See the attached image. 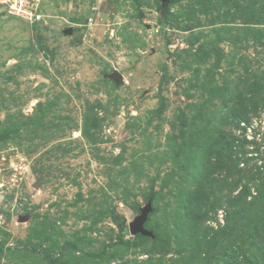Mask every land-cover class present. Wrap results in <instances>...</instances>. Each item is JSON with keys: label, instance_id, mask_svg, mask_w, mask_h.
I'll list each match as a JSON object with an SVG mask.
<instances>
[{"label": "rangeland", "instance_id": "obj_1", "mask_svg": "<svg viewBox=\"0 0 264 264\" xmlns=\"http://www.w3.org/2000/svg\"><path fill=\"white\" fill-rule=\"evenodd\" d=\"M42 9L0 7V264H264L261 0Z\"/></svg>", "mask_w": 264, "mask_h": 264}, {"label": "built area", "instance_id": "obj_2", "mask_svg": "<svg viewBox=\"0 0 264 264\" xmlns=\"http://www.w3.org/2000/svg\"><path fill=\"white\" fill-rule=\"evenodd\" d=\"M43 0H0V7L10 16L31 25L43 21Z\"/></svg>", "mask_w": 264, "mask_h": 264}, {"label": "water", "instance_id": "obj_3", "mask_svg": "<svg viewBox=\"0 0 264 264\" xmlns=\"http://www.w3.org/2000/svg\"><path fill=\"white\" fill-rule=\"evenodd\" d=\"M70 34L72 30H69ZM114 80L117 84L122 82V75L119 72H114L109 77ZM0 181H2L0 177ZM36 187V186H35ZM153 212L152 202H149L147 207L141 209L140 215L130 224L129 230L133 235H142L147 238L154 239L155 235L153 231H150L146 228V223L148 222L150 214ZM29 220V216H20L18 221L19 223H25Z\"/></svg>", "mask_w": 264, "mask_h": 264}, {"label": "trees", "instance_id": "obj_4", "mask_svg": "<svg viewBox=\"0 0 264 264\" xmlns=\"http://www.w3.org/2000/svg\"><path fill=\"white\" fill-rule=\"evenodd\" d=\"M169 0H164V2H168ZM261 2H262V7H263V9H264V0H261ZM154 235H155V233H154ZM140 237H144V236H142V235H139ZM156 237V236H155ZM144 238H147V237H144Z\"/></svg>", "mask_w": 264, "mask_h": 264}]
</instances>
